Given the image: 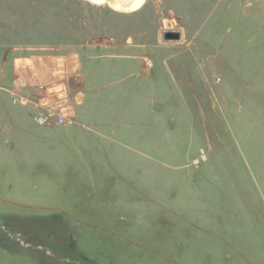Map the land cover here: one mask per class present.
<instances>
[{
  "label": "rangeland",
  "instance_id": "374dc122",
  "mask_svg": "<svg viewBox=\"0 0 264 264\" xmlns=\"http://www.w3.org/2000/svg\"><path fill=\"white\" fill-rule=\"evenodd\" d=\"M0 264H264V0H0Z\"/></svg>",
  "mask_w": 264,
  "mask_h": 264
},
{
  "label": "built area",
  "instance_id": "2783aa9c",
  "mask_svg": "<svg viewBox=\"0 0 264 264\" xmlns=\"http://www.w3.org/2000/svg\"><path fill=\"white\" fill-rule=\"evenodd\" d=\"M61 91H64V87L61 88ZM44 111L46 115L44 117H40L38 124H54V125H62L65 123L64 115L69 112L66 109V101L60 102H50L49 99L45 102Z\"/></svg>",
  "mask_w": 264,
  "mask_h": 264
},
{
  "label": "water",
  "instance_id": "95a60500",
  "mask_svg": "<svg viewBox=\"0 0 264 264\" xmlns=\"http://www.w3.org/2000/svg\"><path fill=\"white\" fill-rule=\"evenodd\" d=\"M164 40H179V33L177 32H167L164 34Z\"/></svg>",
  "mask_w": 264,
  "mask_h": 264
},
{
  "label": "crops",
  "instance_id": "0c3cea01",
  "mask_svg": "<svg viewBox=\"0 0 264 264\" xmlns=\"http://www.w3.org/2000/svg\"><path fill=\"white\" fill-rule=\"evenodd\" d=\"M48 77V76H47Z\"/></svg>",
  "mask_w": 264,
  "mask_h": 264
}]
</instances>
